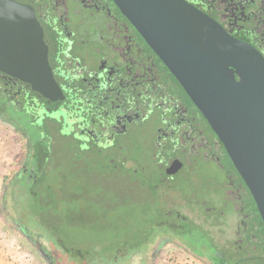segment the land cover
Returning a JSON list of instances; mask_svg holds the SVG:
<instances>
[{
	"label": "rangeland",
	"instance_id": "rangeland-1",
	"mask_svg": "<svg viewBox=\"0 0 264 264\" xmlns=\"http://www.w3.org/2000/svg\"><path fill=\"white\" fill-rule=\"evenodd\" d=\"M14 1L34 7L65 99L0 72V264H56L16 220L25 166L28 222L78 264H122L150 237L152 264H264L251 193L113 3ZM185 1L264 57V0ZM174 158L183 168L167 176Z\"/></svg>",
	"mask_w": 264,
	"mask_h": 264
},
{
	"label": "water",
	"instance_id": "water-1",
	"mask_svg": "<svg viewBox=\"0 0 264 264\" xmlns=\"http://www.w3.org/2000/svg\"><path fill=\"white\" fill-rule=\"evenodd\" d=\"M175 77L223 144L250 191L264 226V57L185 0H112ZM233 66L243 81L220 74L207 53ZM0 72L50 102L65 95L48 61L33 6L0 0ZM183 168L174 158L167 176Z\"/></svg>",
	"mask_w": 264,
	"mask_h": 264
},
{
	"label": "trees",
	"instance_id": "trees-1",
	"mask_svg": "<svg viewBox=\"0 0 264 264\" xmlns=\"http://www.w3.org/2000/svg\"><path fill=\"white\" fill-rule=\"evenodd\" d=\"M112 3L113 1L110 0ZM115 9L118 11V13L120 14V16L126 20V22H128V24L130 25V27L134 30V32L139 36V38L142 40V42L146 45V47L150 49V47L147 45V43L143 40V38L139 35V33L136 31V29L129 23V21L122 15V13L119 11V9L116 7V5L113 3ZM152 51V50H151ZM153 52V51H152ZM154 53V52H153ZM155 54V53H154ZM210 60L212 61V63L214 64V60L218 59L223 61L227 67L230 69L231 72V79L237 80V81H243V77L241 76V74L233 67L231 66L229 63H227L226 61L220 59L219 57H217L216 55H213L211 53H207ZM156 55V54H155ZM157 56V55H156ZM159 59V58H158ZM160 60V59H159ZM161 62V61H160ZM162 63V62H161ZM163 64V63H162ZM164 65V64H163ZM165 66V65H164ZM166 67V66H165ZM168 70V69H167ZM168 72L170 73V71L168 70ZM171 74V73H170ZM172 75V74H171ZM173 76V75H172ZM173 78L175 79V77L173 76ZM175 81L178 83V81L175 79ZM179 84V83H178ZM180 86V84H179ZM182 88V87H181ZM183 89V88H182ZM184 91V90H183ZM185 92V91H184ZM187 95V94H186ZM188 97V95H187ZM189 98V97H188ZM190 99V98H189ZM191 101V100H190ZM192 102V101H191ZM193 104V103H192ZM194 105V104H193ZM195 106V105H194ZM197 109V108H196ZM198 110V109H197ZM199 112V111H198ZM199 114L202 116V114L199 112ZM203 117V116H202ZM204 118V117H203ZM205 120V118H204ZM206 121V120H205ZM207 123V121H206ZM208 127L210 128L211 132L215 135V133L213 132V130L211 129V127L209 126V124L207 123ZM29 135V133H28ZM216 136V135H215ZM217 137V136H216ZM218 139V137H217ZM219 140V139H218ZM220 142V140H219ZM221 143V142H220ZM33 145V143H32ZM224 151L226 152L223 144L221 143ZM35 154V150L33 149V156ZM227 154V152H226ZM228 156V154H227ZM33 157H31L32 159ZM231 164L234 167V164L232 163L230 157L228 156ZM29 163H27V166H29ZM236 173L238 174V176L240 177V179L242 180L240 174L238 173V171L236 170V168L234 167ZM25 170H26V166H25ZM25 170L22 174V176L18 179H16V181H14V186H12V199H13V208L16 214V220L18 223H21L28 231V233L31 235V237L37 241L42 250L46 251L51 257L52 259L56 262V264H78L77 262H75L71 257L67 256L64 258V256L62 254H60V252L58 250H56L54 247H52L49 244V240L46 237L41 236L37 230H35V228H33L30 223L28 222V218L25 216V209H26V202L24 199V196L26 195V185L30 180V177L28 176L27 178H23L24 177V173ZM20 174V175H21ZM242 182L244 183V181L242 180ZM244 185L246 186V184L244 183ZM247 187V186H246ZM248 189V188H247ZM250 192V191H249ZM252 196V195H251ZM253 198V197H252ZM255 203V202H254ZM256 210L258 212L257 206L255 204ZM258 216L260 218L259 212H258ZM261 220V218H260ZM262 222V220H261ZM263 225V223H262ZM264 228V226H263ZM157 242V239L154 237H150L145 239L144 241H142L139 245H137V247L134 249L133 251V255L132 258L127 259L124 263L122 264H152V259H153V253H152V248L155 245V243ZM212 263V262H210Z\"/></svg>",
	"mask_w": 264,
	"mask_h": 264
}]
</instances>
